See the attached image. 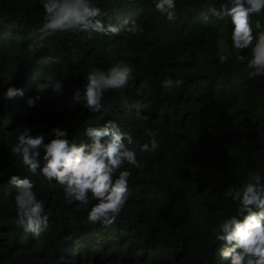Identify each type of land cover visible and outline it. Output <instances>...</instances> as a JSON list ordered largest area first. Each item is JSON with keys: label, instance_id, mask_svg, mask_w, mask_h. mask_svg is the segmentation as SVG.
<instances>
[{"label": "trees", "instance_id": "trees-1", "mask_svg": "<svg viewBox=\"0 0 264 264\" xmlns=\"http://www.w3.org/2000/svg\"><path fill=\"white\" fill-rule=\"evenodd\" d=\"M91 2L102 13L96 19L118 34L57 32L38 47L41 0H0V264H228L216 238L219 225L238 215L228 193L254 174L264 184V75L248 67L264 12L251 17V46L238 50L222 8L230 0H175L173 20L156 0ZM133 24L142 31L130 32ZM118 65L131 75L104 93L100 111L71 99L94 69ZM56 80L60 94L50 90ZM10 86L24 95L5 99ZM108 122L132 136L141 167L125 163L115 174L131 171L129 193L105 226L88 221L98 203L91 193L87 205L69 203L65 186L42 175L43 149L35 174L12 149L25 128L48 143L60 127L80 144L91 142L88 128ZM153 138L157 149L141 151ZM14 175L29 178L44 204L48 221L38 237L18 225Z\"/></svg>", "mask_w": 264, "mask_h": 264}, {"label": "clouds", "instance_id": "clouds-1", "mask_svg": "<svg viewBox=\"0 0 264 264\" xmlns=\"http://www.w3.org/2000/svg\"><path fill=\"white\" fill-rule=\"evenodd\" d=\"M41 4L45 18L39 29L36 43L38 47H42L41 41L57 32L86 31L104 35L119 33L117 26H105L101 20L96 19L102 13L91 0H41ZM155 7L157 11L166 14L169 20L175 18V0H156ZM222 8L231 17L233 47L238 50L250 47L254 39L251 17L264 12V0H230V4L222 5ZM255 27L260 29L261 24L257 22ZM129 31L135 34L142 31V28L133 24ZM220 59L223 63L226 57ZM248 67L254 69L251 75H264V32L259 33ZM131 71L129 67L119 65L108 71L94 69L89 73L83 91L75 90L71 99L77 103L84 102L93 112L100 111L104 93L123 87ZM170 84L172 81L166 82V86ZM50 90L60 94L63 92V84L58 80L53 81ZM23 95V89L10 86L4 93V98L12 101ZM39 99L40 95L29 98L28 106L34 107ZM52 131L54 138L45 143L42 133L32 135L31 130L25 128L12 151L21 156L23 164L35 174L41 169L40 155L43 149L45 163L41 169L42 175L48 181L55 179L65 186V198L69 203L87 205L91 193L98 203L89 212L88 221L111 225L127 201L131 171H120L118 178L114 179L115 174L125 163L141 167L135 150L129 147L134 143L132 136L122 132L114 122H108L103 127L88 128L86 135L90 138V143L77 144L70 141L68 131L60 127ZM157 147L153 138L150 145L145 143L140 146V150L155 151ZM261 180L259 174H254L241 190L228 193L240 205L238 215L219 225L220 231L216 237L218 241L225 242L220 255L228 264H264V184ZM9 183L17 190L15 202L18 225L25 231L40 236L47 226L48 217L44 214V204L33 191V182L27 177L14 175Z\"/></svg>", "mask_w": 264, "mask_h": 264}]
</instances>
